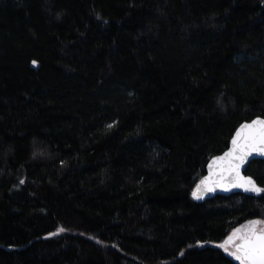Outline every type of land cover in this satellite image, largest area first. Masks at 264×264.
Here are the masks:
<instances>
[{
	"label": "trees",
	"instance_id": "1",
	"mask_svg": "<svg viewBox=\"0 0 264 264\" xmlns=\"http://www.w3.org/2000/svg\"><path fill=\"white\" fill-rule=\"evenodd\" d=\"M256 116L264 0H0V264H239L264 192H192Z\"/></svg>",
	"mask_w": 264,
	"mask_h": 264
},
{
	"label": "snow or ice",
	"instance_id": "2",
	"mask_svg": "<svg viewBox=\"0 0 264 264\" xmlns=\"http://www.w3.org/2000/svg\"><path fill=\"white\" fill-rule=\"evenodd\" d=\"M32 63L36 65L37 61L33 60ZM253 152L264 153V119L261 118L241 124L232 138V148L209 163V175L201 180L192 195L199 199V192L213 191L215 185L224 184L225 181L231 187H240L246 192H264V188L258 187L252 177L240 175L242 165ZM38 154L41 153L34 152L33 156ZM20 183L23 184L24 181L21 180ZM63 231L65 229L61 227L58 232L49 235L54 236ZM218 247L240 261V264H264V220H250L233 229Z\"/></svg>",
	"mask_w": 264,
	"mask_h": 264
},
{
	"label": "water",
	"instance_id": "3",
	"mask_svg": "<svg viewBox=\"0 0 264 264\" xmlns=\"http://www.w3.org/2000/svg\"><path fill=\"white\" fill-rule=\"evenodd\" d=\"M256 118H261V119H264V116H256L254 118H252L251 120L249 121H243L241 122L235 129V131L233 132L231 138H230V141H229V144H228V147L222 151L221 153L219 154H216L214 156H212L206 163L205 165V172H204V175L201 177V179L197 182V184L195 185L193 191L197 190V185L200 184L201 180H203L205 177H207L209 175V168H208V165L210 162L213 161V159L215 157H218V156H223V154L227 151H229V149L232 148V138L236 135V132H237V129L240 128L241 124H244V123H251L252 120L256 119ZM254 159H264V153H261V152H253L251 155H249L247 157V159L245 160L244 164L242 165L241 169H240V175L242 177H252L250 175H247L245 174V170L248 166V164L250 163V161L254 160ZM253 178V177H252ZM254 180V179H253ZM257 185V183H256ZM258 186V185H257ZM259 187V186H258ZM193 193V192H192ZM236 193H241V194H245V195H248V196H254L255 194L257 193H254V192H246L244 191L243 188H240V187H231L229 185V183L227 181H225L224 184H217L214 186V190L213 191H202V192H199L198 195H200L201 198L197 199L196 197H194V199L197 201V202H204L205 200L207 199H210L216 195H223V196H229L231 194H236Z\"/></svg>",
	"mask_w": 264,
	"mask_h": 264
},
{
	"label": "rangeland",
	"instance_id": "4",
	"mask_svg": "<svg viewBox=\"0 0 264 264\" xmlns=\"http://www.w3.org/2000/svg\"><path fill=\"white\" fill-rule=\"evenodd\" d=\"M256 220H260V219H256ZM245 224H247V222L244 223V224H241V225H245ZM241 225L235 227L234 229L241 227ZM232 231H233V229L230 231V233H229L228 235H230V234L232 233ZM57 232H58V231H57ZM59 233H60V232H59ZM227 237H228V236H227ZM227 237H226V238H227ZM226 238H225V239H226ZM225 239H224V240H225ZM224 240H223L221 243H223ZM221 243H220V244H221ZM223 251H224V250H223ZM224 252H225V251H224ZM225 253H226V252H225ZM226 254H228V253H226ZM228 255H229V254H228ZM229 256H230V255H229ZM230 257H232V256H230ZM232 258H233L234 260H236L234 257H232ZM236 261L240 264V261H238V260H236Z\"/></svg>",
	"mask_w": 264,
	"mask_h": 264
}]
</instances>
